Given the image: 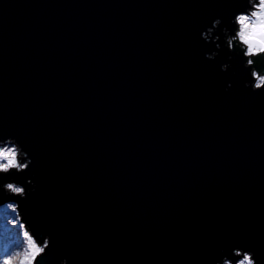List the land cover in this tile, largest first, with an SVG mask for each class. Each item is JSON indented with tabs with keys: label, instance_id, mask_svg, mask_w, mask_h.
<instances>
[{
	"label": "water",
	"instance_id": "1",
	"mask_svg": "<svg viewBox=\"0 0 264 264\" xmlns=\"http://www.w3.org/2000/svg\"><path fill=\"white\" fill-rule=\"evenodd\" d=\"M245 6L0 0V125L33 160L0 177L27 199L0 190V206L51 237L37 264H215L234 247L264 264V90L219 29L214 60L201 38Z\"/></svg>",
	"mask_w": 264,
	"mask_h": 264
},
{
	"label": "clouds",
	"instance_id": "2",
	"mask_svg": "<svg viewBox=\"0 0 264 264\" xmlns=\"http://www.w3.org/2000/svg\"><path fill=\"white\" fill-rule=\"evenodd\" d=\"M222 17H217L212 21L211 26L206 27L201 33V38L205 42L214 43L215 51L205 53V58L214 60L219 55V49L223 47L219 43L221 35L230 52L239 50L245 58L244 67L251 68V80L245 82V87L251 88L253 92L264 90V65L257 66V59H264V0H246V6L235 13L230 23L235 27L230 29L225 26L221 29ZM232 57H229L231 60ZM229 63L221 65L222 71H227ZM229 82L228 87H231ZM33 160L28 151L20 144L15 136L4 137L2 125H0V177L11 175L13 172L21 173L29 170ZM28 184L34 182L31 177L27 178ZM0 190L12 197H19L20 200L27 199L29 189L24 184L16 180H6L0 182ZM33 191L35 186H33ZM7 208L16 213L15 219L11 221L13 225L23 220L19 200H9L5 202ZM26 224L20 223L23 243L13 247L6 254L0 255V264H37L38 258L45 254V250L50 247L51 237L45 236L41 244L33 231L29 230ZM238 257V259H236ZM60 264H68V259L64 258ZM215 264H258L253 251L241 247H234L230 254L223 255L216 260Z\"/></svg>",
	"mask_w": 264,
	"mask_h": 264
},
{
	"label": "rangeland",
	"instance_id": "3",
	"mask_svg": "<svg viewBox=\"0 0 264 264\" xmlns=\"http://www.w3.org/2000/svg\"><path fill=\"white\" fill-rule=\"evenodd\" d=\"M15 217L16 213L8 209L6 204L0 206V240L2 242H5L6 240L9 241L7 244H3V246L1 247L0 255L6 254L13 247L20 246L23 243L21 231L17 234L18 229H20L21 222L15 225L11 223V221L15 219ZM18 235H20V237H18Z\"/></svg>",
	"mask_w": 264,
	"mask_h": 264
},
{
	"label": "trees",
	"instance_id": "4",
	"mask_svg": "<svg viewBox=\"0 0 264 264\" xmlns=\"http://www.w3.org/2000/svg\"><path fill=\"white\" fill-rule=\"evenodd\" d=\"M262 61H263V59H262ZM262 61H260V62H262ZM264 62V61H263ZM17 231V230H16ZM20 232V229H18V231H17V234ZM0 233H1V231H0ZM0 237H1V235H0ZM17 237V236H16ZM18 237H20V235H18ZM21 240V239H20ZM9 241L8 240H6L5 242H2L1 240H0V249H1V247L3 246V244H7Z\"/></svg>",
	"mask_w": 264,
	"mask_h": 264
}]
</instances>
